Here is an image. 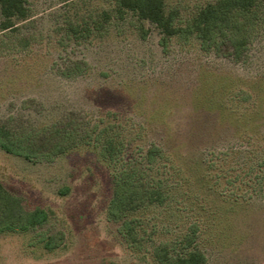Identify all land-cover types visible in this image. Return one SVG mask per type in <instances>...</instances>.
I'll return each mask as SVG.
<instances>
[{"label":"rangeland","instance_id":"obj_1","mask_svg":"<svg viewBox=\"0 0 264 264\" xmlns=\"http://www.w3.org/2000/svg\"><path fill=\"white\" fill-rule=\"evenodd\" d=\"M165 1L179 23L213 0ZM26 3L29 17L0 32V124L31 130L103 119L100 125L121 128L126 157L153 141L191 160L204 149H241L218 160L234 180L223 177L218 189L244 198L209 203L217 225L206 234L205 250L209 264H264V195L238 179V166L264 157V5L248 49L236 59L203 51L195 38L172 37L164 50L158 28L131 13L112 16L82 41L67 34L70 21L93 25L111 9L108 0ZM75 62L82 70H73ZM111 171L91 144L36 161L0 148V181L49 211L42 226L0 234V264H157L151 243L185 231L191 212L183 202L149 210L152 239H142V248L129 245L106 217Z\"/></svg>","mask_w":264,"mask_h":264},{"label":"trees","instance_id":"obj_2","mask_svg":"<svg viewBox=\"0 0 264 264\" xmlns=\"http://www.w3.org/2000/svg\"><path fill=\"white\" fill-rule=\"evenodd\" d=\"M108 1L111 9L103 10L93 19V25L88 21H70L67 34L82 41L89 38L94 29H101L112 16L123 19L131 13L138 20L148 21L158 28L159 44L164 50L172 37L195 38L203 51L213 50L236 59L243 57L248 49L264 5V0H213L199 6L186 20L178 23L177 12L168 11L165 0ZM29 15L26 0H0V32L16 28L18 21L27 19ZM146 34L147 31L142 29V36ZM73 70H82L81 62H75ZM64 74L71 75V71L65 70ZM107 115L115 114L110 111ZM100 121L92 126L89 123H67L60 127L54 123L31 130H13L6 124H0V148L36 161L51 160L79 144H91L112 168L106 217L119 224L118 230L129 245L136 244L142 248V239H152V231L147 229L152 218L148 215L149 210L170 202H183L191 212V222L185 231L174 237L152 242L154 259L157 264H209L205 249L211 241L207 235L217 225L213 222L216 206L209 203L226 198H244L236 191H232L233 195H226L218 189L223 177L226 184L234 181L229 177L227 167L224 169L218 160L224 162L240 153L241 149L235 146L204 149L191 160L177 147L168 148L153 141L146 147H139L135 155L126 157L128 142L121 136L119 125L110 122L100 125ZM238 169L241 172L239 183L247 184L255 194L264 195V157L249 165L242 164ZM256 186L257 191L253 189ZM195 207L200 210L196 211L198 214ZM226 218L224 216L221 220L224 227L228 221ZM48 220L47 209L30 204L24 196L11 192L0 181V234L27 232ZM224 232L225 228L221 233ZM54 246L57 243H52Z\"/></svg>","mask_w":264,"mask_h":264}]
</instances>
